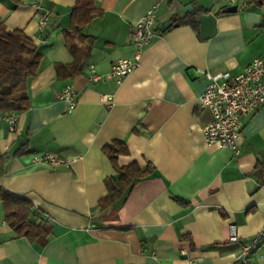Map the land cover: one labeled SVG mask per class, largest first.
Wrapping results in <instances>:
<instances>
[{
    "label": "crops",
    "instance_id": "0c3cea01",
    "mask_svg": "<svg viewBox=\"0 0 264 264\" xmlns=\"http://www.w3.org/2000/svg\"><path fill=\"white\" fill-rule=\"evenodd\" d=\"M248 1L92 0L80 31L92 38L88 56L70 77L56 67L74 61L64 29L76 0H0L6 29L23 30L41 53L28 109L13 113L12 130L0 122V189L27 198L31 221L51 228L44 244L16 234L0 201V264H229L264 230V105L242 118L237 155L205 142L211 112L198 105L203 71L237 74L264 58V2ZM154 2V34L139 66L120 82L90 81L89 64L105 74L132 56V24ZM230 6L236 11H225ZM197 10L216 17L210 38L198 21H184ZM167 22L176 25L162 28ZM66 84L76 91L71 110L60 97ZM114 142L127 148L118 166L136 162L149 172L100 206L106 180L118 178L103 152ZM45 152L80 159L56 168L32 163ZM229 224L238 241L229 240ZM249 259L264 264V241Z\"/></svg>",
    "mask_w": 264,
    "mask_h": 264
},
{
    "label": "built area",
    "instance_id": "2783aa9c",
    "mask_svg": "<svg viewBox=\"0 0 264 264\" xmlns=\"http://www.w3.org/2000/svg\"><path fill=\"white\" fill-rule=\"evenodd\" d=\"M159 2H154L144 14L132 24L131 43L133 46L132 56L119 59L114 62L108 72L98 74L94 64H89L90 81L121 79L137 68L141 62L145 47L151 42ZM45 14L39 17V30H43L47 24ZM207 83L204 90L198 96V105L207 108L211 112V120L203 128V137L207 144H214L219 148H227L234 155L239 153L238 138L241 131L242 118L256 111L264 105V58H254L244 69L237 74L228 71L212 73L203 71ZM60 97L68 102L71 110L76 103V91L71 84H66L60 92ZM101 99L108 102L110 97L102 95ZM15 114L0 113V122L5 123L10 130L16 126ZM80 156H73L66 160L60 159L51 153L45 152L32 156V163L43 164L53 168L68 165ZM229 240L238 241L236 226L229 224ZM264 241V230L249 240L242 248L237 257L229 264H252L249 259L251 248ZM189 264H197L190 260Z\"/></svg>",
    "mask_w": 264,
    "mask_h": 264
},
{
    "label": "trees",
    "instance_id": "16d2710c",
    "mask_svg": "<svg viewBox=\"0 0 264 264\" xmlns=\"http://www.w3.org/2000/svg\"><path fill=\"white\" fill-rule=\"evenodd\" d=\"M262 2L264 0H249L245 6ZM94 9L92 0H76L71 12V23L64 29L66 47L73 55L74 61L70 66L59 64L56 68L59 72L62 69L67 70V76L71 77L79 73L88 56L92 38L82 35L80 31ZM201 13L204 12L197 10L187 15L184 21L198 26L197 18ZM40 60L41 53L36 44L23 30H7L0 21V113H19L28 109L27 83L29 78L36 74ZM103 152L110 159L118 178L106 180L107 194L99 201L100 206L112 204L131 189L134 181L145 177L149 172L148 166L140 169L136 162L125 166L117 165V155L127 153V148L121 142L105 145ZM0 201L5 220L16 234L24 235L29 240H36L41 244L47 242V235L51 228L41 220L31 221L33 205L27 198L0 189Z\"/></svg>",
    "mask_w": 264,
    "mask_h": 264
},
{
    "label": "water",
    "instance_id": "95a60500",
    "mask_svg": "<svg viewBox=\"0 0 264 264\" xmlns=\"http://www.w3.org/2000/svg\"><path fill=\"white\" fill-rule=\"evenodd\" d=\"M237 7L236 6H230L225 9L227 12H234L236 11ZM198 23L200 24V35L202 38H210L211 36L214 35L215 33V21L216 17L212 13H201L198 18H197ZM171 25H176L171 24V22L165 23L162 28L165 27H170Z\"/></svg>",
    "mask_w": 264,
    "mask_h": 264
}]
</instances>
